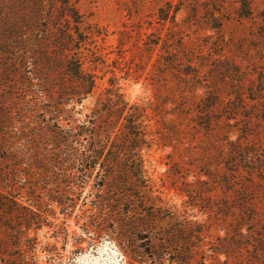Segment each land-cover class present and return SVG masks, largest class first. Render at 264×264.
I'll return each instance as SVG.
<instances>
[{
  "label": "rangeland",
  "instance_id": "374dc122",
  "mask_svg": "<svg viewBox=\"0 0 264 264\" xmlns=\"http://www.w3.org/2000/svg\"><path fill=\"white\" fill-rule=\"evenodd\" d=\"M166 2L170 14L179 10L161 21L158 8ZM75 5L88 40L81 50L85 66L98 76L93 94L78 108L85 112L110 86L129 102L153 101L162 111L150 127L167 134L143 150L153 194L206 222L207 240L225 237V254L217 256L221 264H264V184L257 178V185L249 184L243 166L234 167L232 183L225 182L231 142L264 144V97L253 98L251 91L264 90V0H75ZM58 189L38 184L32 198L22 191L16 204L5 202L0 264H126L119 240L100 225L91 185L74 189L66 203L59 201ZM186 190L197 195L194 206ZM245 200H252L250 215L243 212Z\"/></svg>",
  "mask_w": 264,
  "mask_h": 264
},
{
  "label": "trees",
  "instance_id": "16d2710c",
  "mask_svg": "<svg viewBox=\"0 0 264 264\" xmlns=\"http://www.w3.org/2000/svg\"><path fill=\"white\" fill-rule=\"evenodd\" d=\"M166 4L158 8L161 21L179 10L170 14ZM81 19L75 0H0V213L22 191L35 196L38 184L62 188L55 194L64 203L74 189L90 184L100 225L117 237L126 264H221L225 237L207 240L206 222L171 209L152 192L143 150L167 136L149 123L162 109L153 101L129 102L114 86L85 112L78 108L98 78L85 66ZM251 91L253 98L264 97L262 88ZM244 139L231 142L225 182L232 183L234 167L243 166L249 184H264V144ZM186 191L197 204L193 190ZM251 204L243 202L245 214ZM219 209L225 216V206Z\"/></svg>",
  "mask_w": 264,
  "mask_h": 264
}]
</instances>
